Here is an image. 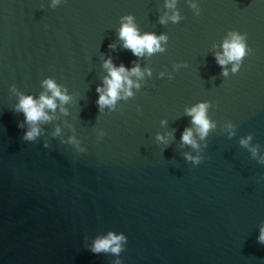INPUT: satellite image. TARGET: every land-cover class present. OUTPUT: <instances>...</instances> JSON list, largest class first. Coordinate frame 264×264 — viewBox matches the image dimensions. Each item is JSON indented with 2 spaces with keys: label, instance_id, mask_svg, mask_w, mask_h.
Instances as JSON below:
<instances>
[{
  "label": "water",
  "instance_id": "1",
  "mask_svg": "<svg viewBox=\"0 0 264 264\" xmlns=\"http://www.w3.org/2000/svg\"><path fill=\"white\" fill-rule=\"evenodd\" d=\"M169 3L0 0V264H264V0ZM124 16L164 51L133 55ZM232 32L246 56L221 67ZM109 59L124 80L101 109ZM49 79L67 101L25 122ZM109 233L119 254L89 250Z\"/></svg>",
  "mask_w": 264,
  "mask_h": 264
},
{
  "label": "clouds",
  "instance_id": "2",
  "mask_svg": "<svg viewBox=\"0 0 264 264\" xmlns=\"http://www.w3.org/2000/svg\"><path fill=\"white\" fill-rule=\"evenodd\" d=\"M59 3V0H53V7ZM176 0H172V3L167 4V7L174 8ZM192 8H196V4L191 5ZM199 13H197L198 15ZM122 20H126L127 23H123L120 30V38L125 41L124 47L130 49L133 55H142L146 50L149 54L160 51L163 52L164 49L160 47V41H166L165 36L156 37L152 34H145L143 36H139L135 26L133 25V17L132 16H124L121 18ZM170 19L173 22H177L181 19L179 13H174ZM161 23L165 21L161 19ZM232 39L230 42L226 41L224 43V56L227 60L221 58L219 55L217 56V63L223 67L227 62L231 61H241L242 58L246 56L245 51V40L247 39L246 35H238L235 32L230 33ZM110 47H113L110 45ZM251 49H248V53ZM105 67L110 69L111 79H105V83L108 86L107 93L105 95H100L97 104L103 108L105 105H111L118 97V91L122 88V83L124 78L121 73L125 72V68L121 66L119 69H115L111 67V60L105 62ZM239 68V64L233 67V72H236ZM132 71L134 73H138V68H133ZM225 76L227 75V71L223 73ZM130 83V82H129ZM45 86L48 90L51 91L52 97L41 96L39 103L34 101L31 96L21 97L20 103L18 106V111L23 112L25 122L35 124L39 121L47 120L49 117L45 114L44 108L47 107L49 109H55L56 104L54 103L55 98H59L61 101H67L68 97L61 94L57 85L51 80L44 81ZM101 91L100 88H97V92ZM131 95V93H128ZM209 107L206 103H201L196 107L191 108L188 111V115L192 116L193 124L198 126V131L203 138L204 135L207 134L210 127H214V125H210L209 120L206 118V110ZM22 126V125H21ZM39 135V129L37 127H32L30 131H27L24 135L25 140H34L35 137ZM182 142L187 145H191L196 147L195 141L192 138V131L190 129H186L181 137ZM241 143H247L246 141H241ZM187 160H191L193 164H199L200 158H194L191 156H186ZM258 243L264 245V228L260 229V234L258 236ZM125 240L123 235L116 236L112 233H109L108 237L105 239H98L94 242V246L89 250L94 254H98L101 251L111 250L114 254H119L121 251V242ZM119 264V262H118Z\"/></svg>",
  "mask_w": 264,
  "mask_h": 264
}]
</instances>
